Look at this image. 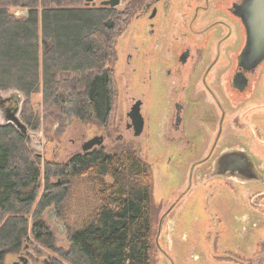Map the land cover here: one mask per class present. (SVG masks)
<instances>
[{
  "label": "trees",
  "instance_id": "obj_1",
  "mask_svg": "<svg viewBox=\"0 0 264 264\" xmlns=\"http://www.w3.org/2000/svg\"><path fill=\"white\" fill-rule=\"evenodd\" d=\"M143 1L120 10L86 0H0V92L26 97L21 115L30 124L31 98L41 95L46 110L69 104L75 119L107 126L118 96L117 41ZM83 181L94 208L70 232L69 249L47 264H156L153 169L137 150L101 145L41 162L12 123L0 124V264L31 243L54 249L43 214Z\"/></svg>",
  "mask_w": 264,
  "mask_h": 264
},
{
  "label": "flooded vegetation",
  "instance_id": "obj_2",
  "mask_svg": "<svg viewBox=\"0 0 264 264\" xmlns=\"http://www.w3.org/2000/svg\"><path fill=\"white\" fill-rule=\"evenodd\" d=\"M130 1L121 0L123 9ZM250 7L248 0H144L136 10L149 20L146 39L141 54L133 45L125 58L139 93L131 83L115 126L121 138L145 137L169 163L178 159L190 188L207 187L212 220L244 223L239 243L229 234L232 243L216 252L220 264H264V56L249 48ZM0 103L8 117L18 111V99Z\"/></svg>",
  "mask_w": 264,
  "mask_h": 264
},
{
  "label": "rangeland",
  "instance_id": "obj_3",
  "mask_svg": "<svg viewBox=\"0 0 264 264\" xmlns=\"http://www.w3.org/2000/svg\"><path fill=\"white\" fill-rule=\"evenodd\" d=\"M95 1L97 5H100L103 0ZM172 1L176 3L190 2V0ZM123 7L124 5L120 4L117 8L121 10ZM24 12L23 10L15 11L18 16L23 15ZM190 15L185 22L189 31ZM148 23L146 14L142 10H138L118 38L116 46L118 58L115 64L118 96L107 126L86 124L75 119L69 104L61 108L53 107L46 110L41 106L42 96L35 95L31 98L37 111L36 120H34L37 128L34 129L33 126L31 127L34 125V121L30 124L21 115L26 101V97L22 93L16 90L0 92V99L7 100L12 97L19 100L18 111L15 115L21 123L27 126V134L31 138L32 149L38 161L65 162L75 153L83 151L82 145L85 140L105 135L106 131L110 132V136L104 142L108 152H117L127 146L137 150L153 169V194L156 206L154 230L157 235L156 241L158 240L156 264H195L196 260L199 264H205V260H209L211 264H220L221 262L215 260L218 251L226 249V246L232 243L233 239L229 234L236 233L232 237L236 239V244L239 243L241 233L244 232V223L241 220L230 222L212 220L207 210V195L209 193L207 187L193 184L190 188L192 183H190L188 169L177 166L178 159H173L169 163L168 156L166 157L163 150L157 148L158 143L155 141L149 143L145 137L132 138L131 140L125 136L121 138L120 133L121 131L124 133V131H119L115 127L127 110L128 90L131 83L132 90L136 91L133 93H139V87H135L137 83L135 76H131V78L128 76L125 58L129 51L132 52L129 46L138 47L139 52L137 53L141 54ZM9 121V117L0 103V124H6ZM111 180L108 178V182ZM186 191V195L181 197ZM71 192L63 205L59 208L52 206L43 214L49 232L55 238L54 249L31 243L21 253L8 255L5 264L15 262L24 264L19 258L21 255L29 259L28 264H47L49 259L59 257L57 252L69 249L70 232L78 228L94 208L92 201L87 198L84 181L82 184L74 185ZM174 205L176 206L168 217L164 221H158L161 214ZM262 225L264 226V224ZM262 233H264V229H262ZM224 257L221 256V260Z\"/></svg>",
  "mask_w": 264,
  "mask_h": 264
},
{
  "label": "water",
  "instance_id": "obj_4",
  "mask_svg": "<svg viewBox=\"0 0 264 264\" xmlns=\"http://www.w3.org/2000/svg\"><path fill=\"white\" fill-rule=\"evenodd\" d=\"M251 2V11L248 16V20L245 21L248 28V43L249 48L254 51H260L258 54L264 56V0H248ZM87 4H91L92 6H96L97 2L95 0H86ZM121 3V0H103L101 1V5L110 6L117 8ZM253 51V52H254ZM9 122L12 124H16L24 133L27 132V126L21 123L20 119L13 114L9 116ZM104 137L103 136H95L92 139L88 140L83 146V151L86 152L94 147H98L104 145ZM20 260L24 262V264L29 263V259L22 255ZM13 264H19L15 262Z\"/></svg>",
  "mask_w": 264,
  "mask_h": 264
}]
</instances>
